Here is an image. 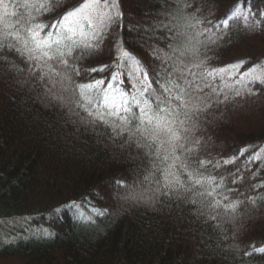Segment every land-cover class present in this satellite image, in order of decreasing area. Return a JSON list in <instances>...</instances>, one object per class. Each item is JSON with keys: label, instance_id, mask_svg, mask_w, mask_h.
<instances>
[{"label": "trees", "instance_id": "1", "mask_svg": "<svg viewBox=\"0 0 264 264\" xmlns=\"http://www.w3.org/2000/svg\"><path fill=\"white\" fill-rule=\"evenodd\" d=\"M79 2L64 0L63 6L42 19L54 20ZM250 5L261 8L264 0H181L179 5L177 0H119L116 11L123 13L122 19L113 22L114 32L111 27L105 31L95 51L76 61L81 69L76 83L107 77L108 70H86L111 64L118 55L116 47L142 61L150 78L162 62H172L168 56L181 66L211 60L216 68L243 59L247 63L241 73L250 68L264 73V13ZM237 7L248 16L247 22L243 16L230 20L226 34L207 49L196 44V39L204 41L209 35L197 36L206 26L197 20H216ZM178 8L184 9L187 20L178 17ZM254 21L255 27H250ZM8 22H13L12 17ZM185 37L196 38L192 42L199 57L172 53L168 45H178ZM7 61L0 65V223L10 228L0 235V264H264V254L245 255L264 247L257 244L264 238V186L253 187L264 184V166L255 162L245 170L261 169L255 180L240 173L233 184L231 177L242 161L264 148V84L245 76L233 85L241 96L201 115L194 131L201 141V159L215 164L240 148L255 147L234 165L208 166L205 176L214 175L217 181L205 183L200 191L215 189L213 196L189 193L196 201L191 204L175 197L147 200L151 193L150 182L144 181L149 168L144 150L134 141L127 142L126 135L114 138L105 126L83 123L82 118L92 119L86 112L52 99V94L60 95L59 85L49 93V86L17 70L26 67L17 55L8 54ZM216 83L223 88L232 81L225 75L223 82L217 78ZM140 193L145 199L133 198ZM214 201H219L216 207L208 206ZM95 202L112 213L96 211L81 227L66 223L48 242L37 237L48 226L57 229L49 214L81 215L84 205ZM234 202L239 203L232 210L228 205Z\"/></svg>", "mask_w": 264, "mask_h": 264}, {"label": "snow or ice", "instance_id": "2", "mask_svg": "<svg viewBox=\"0 0 264 264\" xmlns=\"http://www.w3.org/2000/svg\"><path fill=\"white\" fill-rule=\"evenodd\" d=\"M180 2L177 0L178 5ZM63 3L64 0H0V65L8 63V54L17 55L26 66L17 70L26 71L31 80L49 86V93L59 85L60 95L52 94V99L66 106L74 104L86 112L92 119L86 121L82 118L83 123L105 126L115 134L114 138L126 135L127 142L134 141L138 149L144 150V158L149 165L144 181L150 182L151 193L147 200L163 198L167 201L175 197L178 201L187 200L195 204L189 193L204 198L212 197L215 189L200 191L205 183L217 181L214 175L205 176L207 167L215 169L221 163L234 165L239 156L255 146L240 148L229 158L213 164L211 159L200 158L198 150L201 141L195 137L194 131L201 115L208 109L214 105L231 103L235 97L241 96L239 88L233 91V85L240 84L245 76L249 77L250 82L264 84V73L252 74L251 69L241 73L240 69L247 63L243 59L216 68L209 66L205 60L191 66H181L172 56H168L167 59L172 62H162L152 72L153 78H150L142 61L123 47H116L118 55L111 64L86 70L89 73L108 70L107 77L76 83L75 77L81 73L76 61L96 50L103 41L105 31L110 29L115 20L122 19L123 13L116 11L119 0H80L75 7L56 19H42L55 8L63 6ZM187 7L191 5H185ZM16 9L31 11L18 12ZM176 11L179 18L187 20L183 8ZM241 16L247 22L248 16L237 7L231 15L226 13L216 20H197V23L206 25L197 36L208 33L206 40L185 37L184 42L168 46L173 54L191 52L199 57L200 51L196 44L207 49L208 45L217 43L226 34L229 21ZM8 17H12L13 22H8ZM255 24L254 21L250 27H255ZM162 27L167 28V25ZM216 32L220 36H216ZM193 39H196V44H193ZM155 58L160 59L159 56ZM129 61L133 62L131 66ZM225 75L232 84L225 83L221 88L216 80L219 78L223 82ZM125 78L128 85H125ZM245 90L249 95L252 94L250 90ZM213 96L215 99H212ZM69 111L80 115L71 107ZM255 162L264 166V148L241 162L232 183L235 184L241 178L240 173ZM220 180L222 182L223 177ZM220 186V183L216 184V187ZM262 186L264 184L253 187ZM133 198L145 199V194L140 193ZM238 203L234 202L228 207L235 210ZM218 204L219 201H214L208 206L216 207ZM251 253L264 254V247L252 248L245 255Z\"/></svg>", "mask_w": 264, "mask_h": 264}, {"label": "bare ground", "instance_id": "3", "mask_svg": "<svg viewBox=\"0 0 264 264\" xmlns=\"http://www.w3.org/2000/svg\"><path fill=\"white\" fill-rule=\"evenodd\" d=\"M249 7L253 11L257 10L258 13H260V14L264 13V6L261 8H259V7L253 8V6L250 5ZM206 63L211 67L214 64V62L211 60H207ZM260 172H261V169L253 167L250 171H243L242 173L243 174L249 173L252 178H253V174L256 173L255 177L253 178L255 180L256 177H258L260 175ZM235 175H236V173H234L231 177H234ZM83 209H84V213L81 215H76L74 213H67V214H63V215L61 214V217H59V212L57 214H53V215L49 214L48 217H49V220L51 221V225H54L57 229L54 230L50 226H48V230H43V231L40 230L37 237L40 236L41 238L46 239V240H41V242H48V241H50V240H52L58 236V233H59L58 229H60V228L62 229L66 225V223L72 224L73 226H77V227L80 226L81 227L82 224H84L86 221L93 218V214L96 211H99L102 214L110 212L108 207H105L104 205L99 204L97 202H95V204H93V205H90V204H88V206L84 205ZM60 213H61V211H60ZM111 213L106 214V215H110ZM9 228H10V224H8L6 226V224L4 222H1L0 223V235L5 230H7ZM257 244L264 246V238L261 240H258Z\"/></svg>", "mask_w": 264, "mask_h": 264}, {"label": "rangeland", "instance_id": "4", "mask_svg": "<svg viewBox=\"0 0 264 264\" xmlns=\"http://www.w3.org/2000/svg\"><path fill=\"white\" fill-rule=\"evenodd\" d=\"M114 27H115V26H114V23H112V24H111V28H112L113 32H114V29H115ZM131 65H132V64H131ZM131 65H130V66H131ZM252 66H253V65H252ZM250 67H251V66H250ZM256 68H259V67H256ZM250 69H251V68H250ZM261 69H263V68L260 67V70H261ZM254 73L259 74L260 72H259V70H257V71H256V70H252V74H254Z\"/></svg>", "mask_w": 264, "mask_h": 264}]
</instances>
